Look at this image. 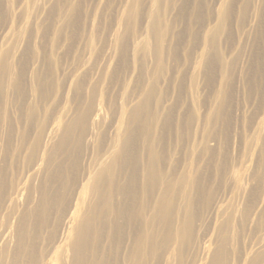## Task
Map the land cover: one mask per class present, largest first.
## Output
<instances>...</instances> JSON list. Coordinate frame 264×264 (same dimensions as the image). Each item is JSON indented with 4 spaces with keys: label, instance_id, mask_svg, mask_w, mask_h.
<instances>
[{
    "label": "rangeland",
    "instance_id": "rangeland-1",
    "mask_svg": "<svg viewBox=\"0 0 264 264\" xmlns=\"http://www.w3.org/2000/svg\"><path fill=\"white\" fill-rule=\"evenodd\" d=\"M27 1L0 0V52L13 43L10 40L18 31ZM36 1L31 4V11L38 17L34 21L38 38L20 47L26 50L23 65L29 61V67H24V81L19 83V92L15 93L23 99L32 98V71L40 68L39 80L44 81L42 91L45 96L48 93L43 103L48 112L52 106L58 113L70 110L73 113L70 122L68 115L65 118L68 126L76 123L83 106L74 98L91 99L96 103L101 116L100 127L94 136L88 134L87 149L78 155L80 166L75 173L79 178L84 176L87 156L97 153V148L103 151L113 135L124 131L120 116L123 100L128 98L130 109L139 105L155 76L157 92L143 106L142 113L150 124L152 138L158 142L165 172L171 175L190 169L193 175L200 174L197 184L210 185L216 191L214 194H221L224 201L231 195L233 177L243 176L244 196L250 199L247 231L260 227L259 235L263 236L264 224H260V216L264 209V0H163L160 6L157 0H45V4L43 0L42 4L41 0ZM136 1L139 3L135 14ZM37 4L41 9L35 7ZM224 8L228 13L222 21ZM153 16L160 32H169L162 47L164 65L161 71L154 59L159 41L151 26ZM42 22L45 25L42 26ZM216 29L219 33L214 44H208L211 31ZM143 43L148 44L147 52L141 49ZM67 74L70 77L66 83ZM75 82L78 88L73 92ZM145 110L158 112V124L150 122L151 117ZM50 116L56 118L54 114ZM8 120L15 123L12 135L26 121L25 107L22 108L18 101L10 105ZM42 121L54 128L50 117ZM72 129L73 134L63 145L69 141L72 147L80 146V127ZM64 135L65 132L59 130L54 138L58 141ZM33 139L25 135L26 147L22 149L15 148L19 146L17 142L0 144V181L5 182L10 191L12 174L25 183L36 170L32 164L35 161L28 160L27 150ZM46 150L47 143L41 153ZM165 156L168 160L163 158ZM3 162L9 169L7 176ZM55 165L52 161L47 164L46 177L52 172L56 176H63V173L64 179L71 177V161L61 166L62 172ZM196 193L193 188L192 196ZM204 221L194 226L199 237L197 255L208 249L199 264H213L210 252L217 249L221 237L214 229V221L208 228V221ZM257 236L249 238L248 233L243 241L242 256L233 250L230 260L234 264H245L252 254L262 249ZM57 237L56 233L52 241L55 251Z\"/></svg>",
    "mask_w": 264,
    "mask_h": 264
},
{
    "label": "bare ground",
    "instance_id": "bare-ground-1",
    "mask_svg": "<svg viewBox=\"0 0 264 264\" xmlns=\"http://www.w3.org/2000/svg\"><path fill=\"white\" fill-rule=\"evenodd\" d=\"M34 1L26 2L27 9L23 12L22 21H19L18 31L10 40L13 43L0 52V144L14 145V142H17L19 146L15 148L22 149L26 147L24 136L33 137V142L27 150L29 162L34 160L32 164L33 168H36L25 183L12 174L11 191L5 182L0 181V264H199L200 258L205 257L208 249H203L197 255L199 237L194 232V226L199 221L204 223L205 219L208 221L207 228L211 227L214 221V229L221 237L217 249L210 252L213 264H234V261L230 260L233 250L243 255V241L249 232V238L258 235L262 249L252 254L245 264H264V235H259L262 228L256 227L247 231L250 199L244 196L243 176L233 177L229 190L231 195H227L228 199L224 201L221 194H214L215 190L210 185L205 182L202 185L197 184V180L201 178L200 174L193 175L190 169L171 175L165 172L158 142L152 138V129L142 113L143 106L157 92L155 76L146 97L139 105L130 109L128 98L123 100L120 116L123 118L121 119L124 131L113 136L111 134L112 137L103 151L97 148V153L92 152L87 156L88 162L91 159L90 163L86 162L84 176L79 178L75 173L76 167L80 166L78 155L87 149L88 134L94 136L100 127L101 116L96 103L91 99L74 98L83 106L76 123L68 126L65 118L68 115L70 122V116L73 114L70 110L58 113L52 106L48 112L46 103H43V98L46 99L48 93H45V96L42 91L44 81L41 83L39 80L40 68L32 71V98L23 99L15 93L19 92V83L24 81L25 77L24 67L29 63L28 61L23 65L22 57L26 50H20V47L25 42L31 44L38 38L34 22L38 17H34L31 11ZM162 1L157 0V6H160ZM39 3L42 4V0ZM138 3L139 1H136L135 14ZM36 6L41 9L38 4ZM168 7L171 8L169 4ZM227 13L226 8L221 10L222 21ZM42 14L45 16L49 13ZM151 26L157 32L159 49L154 53V59L161 71L164 65L162 47L169 32H160L161 28L154 16ZM44 30L43 32L46 31ZM60 30L61 27L58 32ZM211 32L212 38L207 40V43L213 45L219 29ZM141 49L147 52L148 44L143 43ZM41 63L39 60V64ZM69 77L68 75L65 78L66 83ZM77 88L78 83L75 82L72 85L73 92ZM14 101H18L22 108L25 107L26 121L22 122L12 135L15 123L8 120V110ZM152 110H145L146 115L151 117L150 122L158 124L159 114ZM52 114L56 115V118H52ZM47 117L53 120L54 128H50L47 121H42ZM168 121L170 120L166 119V122ZM74 126L80 127L81 145L72 147L69 141L63 145L64 140L73 134ZM157 128L158 126L154 132H157ZM59 130L64 131L65 135L56 141L54 136ZM45 143L47 150L42 154ZM75 157L76 160H72ZM163 158L168 160L166 156ZM67 160L72 162L69 167L71 177L64 179L63 173V176H56L53 172L46 177L44 171L48 163L56 162L55 166L62 172L61 166ZM186 166L187 164L185 168ZM2 167L7 176L9 169L4 162ZM193 188L197 192L196 196L191 194ZM260 224H264V209ZM56 233L58 237L55 241V251L52 241Z\"/></svg>",
    "mask_w": 264,
    "mask_h": 264
}]
</instances>
